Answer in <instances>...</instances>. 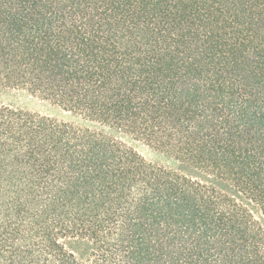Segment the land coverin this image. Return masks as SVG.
Wrapping results in <instances>:
<instances>
[{
	"label": "trees",
	"instance_id": "obj_1",
	"mask_svg": "<svg viewBox=\"0 0 264 264\" xmlns=\"http://www.w3.org/2000/svg\"><path fill=\"white\" fill-rule=\"evenodd\" d=\"M0 89V264H264V0H0Z\"/></svg>",
	"mask_w": 264,
	"mask_h": 264
},
{
	"label": "rangeland",
	"instance_id": "obj_2",
	"mask_svg": "<svg viewBox=\"0 0 264 264\" xmlns=\"http://www.w3.org/2000/svg\"><path fill=\"white\" fill-rule=\"evenodd\" d=\"M0 102L9 103L15 106H22L25 108L42 112H54V110L48 107L46 104L41 103L38 100H35L28 96L22 95L18 92H9L0 89ZM136 147L142 155H144L147 159L154 162L155 164L176 167L171 158L167 157L166 155L160 152H156L149 146L138 142L136 143Z\"/></svg>",
	"mask_w": 264,
	"mask_h": 264
}]
</instances>
